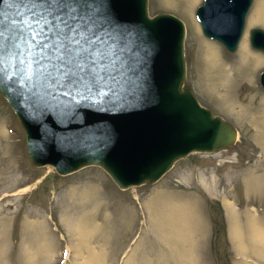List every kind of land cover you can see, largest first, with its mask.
I'll list each match as a JSON object with an SVG mask.
<instances>
[{"label": "rangeland", "instance_id": "1", "mask_svg": "<svg viewBox=\"0 0 264 264\" xmlns=\"http://www.w3.org/2000/svg\"><path fill=\"white\" fill-rule=\"evenodd\" d=\"M202 1L148 0L147 10L183 20L185 82L237 129L236 142L121 188L97 164L66 174L34 165L0 92V264H264V52L249 42L251 27L264 28V0H253L232 52L203 34Z\"/></svg>", "mask_w": 264, "mask_h": 264}, {"label": "water", "instance_id": "2", "mask_svg": "<svg viewBox=\"0 0 264 264\" xmlns=\"http://www.w3.org/2000/svg\"><path fill=\"white\" fill-rule=\"evenodd\" d=\"M147 1L92 0L100 24L131 48L121 69L127 75L114 95H66L35 81L19 88L0 83L24 128L34 165L51 164L66 174L97 164L127 188L158 180L192 151L211 152L236 142L237 129L202 105L185 82L183 20L170 12L149 15ZM252 2L203 0L195 16L205 36L234 51ZM0 9L18 19L8 2L0 0ZM249 42L264 52V28H250ZM259 81L264 88V69Z\"/></svg>", "mask_w": 264, "mask_h": 264}, {"label": "snow or ice", "instance_id": "3", "mask_svg": "<svg viewBox=\"0 0 264 264\" xmlns=\"http://www.w3.org/2000/svg\"><path fill=\"white\" fill-rule=\"evenodd\" d=\"M4 2L18 19L0 9V83L19 88L35 81L66 95L115 94L131 48L100 24L92 0Z\"/></svg>", "mask_w": 264, "mask_h": 264}, {"label": "bare ground", "instance_id": "4", "mask_svg": "<svg viewBox=\"0 0 264 264\" xmlns=\"http://www.w3.org/2000/svg\"><path fill=\"white\" fill-rule=\"evenodd\" d=\"M241 48L242 49H244V50H246L245 48H246V45H245V43H243L242 44V46H241ZM211 48L210 47H208V48H206L205 49V55H207V56H205V60H207V62L209 63V60H212V58H215V51H213V50H210ZM241 52V51H240ZM244 52V51H243ZM247 52H249L248 50H247ZM247 52H246V55H247ZM251 53V52H250ZM240 55H241V53H240ZM253 55V54H252ZM243 56V55H242ZM241 56V57H242ZM210 57V58H209ZM246 57V56H245ZM252 58V57H251ZM246 59V58H245ZM255 60V59H254ZM214 62V61H213ZM206 63V62H205ZM209 64H211V62L209 63ZM208 64V65H209ZM215 64V63H214ZM211 65H213V64H211ZM207 67V66H206ZM210 67V66H209ZM210 68H212V67H210ZM239 70V69H238ZM241 74V73H240ZM207 79V81L209 82L210 81V78H209V75H205L204 76V80H206ZM163 152H161L160 153V155L159 156H161V154H162ZM158 156V157H159ZM158 157L157 158H154L153 160H151L150 162L151 163H153L154 161H156V159H158ZM48 166H50L51 164H47ZM257 234V233H256ZM261 238V237H260Z\"/></svg>", "mask_w": 264, "mask_h": 264}]
</instances>
